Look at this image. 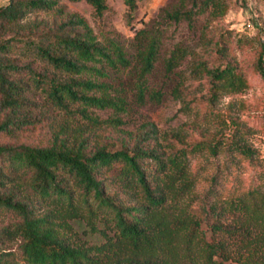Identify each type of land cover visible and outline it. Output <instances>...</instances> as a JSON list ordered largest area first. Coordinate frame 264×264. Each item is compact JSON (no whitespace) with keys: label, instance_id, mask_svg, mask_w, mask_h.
<instances>
[{"label":"rangeland","instance_id":"rangeland-1","mask_svg":"<svg viewBox=\"0 0 264 264\" xmlns=\"http://www.w3.org/2000/svg\"><path fill=\"white\" fill-rule=\"evenodd\" d=\"M57 1L50 10L27 12L16 24H0V41L24 40V35L56 27L69 14L83 17L99 40L112 37L127 51L126 66L103 65L105 75L97 78L108 87L95 94L117 100L119 107H88L87 113L97 121L92 122L45 103L40 91L32 89L26 95L35 104L24 113L40 117V122L0 133V143L49 145L61 133L71 141L87 139V149L105 145L117 150L123 145L131 147L142 137L143 125L152 123L157 135L145 142L150 147L168 157L187 151L181 174L175 175L177 171L169 166L157 175L167 199L160 208L149 209L142 222L148 228L150 245L133 248L122 240L106 243L102 233L82 232L74 219L44 205L54 221L65 219L71 226L59 231L70 243L91 249L89 254L97 259L94 264H207L205 241L227 242L234 257L240 246L238 237L213 230V224L247 226L243 255L252 259L249 264H264V0H223V13L205 11L190 21L167 18L166 11L179 8V0H140L132 17L125 0H106L107 8L101 14L86 0ZM9 2L0 0V7ZM144 28L161 34L158 54L149 69L134 42L136 31ZM28 54L23 42L0 51L1 58L20 66L31 60ZM227 65L232 67L235 82H222L215 88L209 70ZM33 66L41 70L43 64L35 61ZM233 137L249 145L253 156L224 147L217 156L210 153V143L221 139L227 145ZM197 143L202 147L197 149ZM149 166L154 168V164ZM213 176L215 194L211 195L207 191ZM109 192L125 205H146L138 185L125 188L113 183ZM239 197L251 214L230 209L229 203ZM75 203L82 217L88 216L79 199ZM210 204H216L220 214H207L204 209ZM98 225L106 234H114L113 226ZM0 251L11 252L6 256L11 263H24L15 242L2 244ZM237 259L226 264H240Z\"/></svg>","mask_w":264,"mask_h":264},{"label":"trees","instance_id":"trees-1","mask_svg":"<svg viewBox=\"0 0 264 264\" xmlns=\"http://www.w3.org/2000/svg\"><path fill=\"white\" fill-rule=\"evenodd\" d=\"M86 1L97 14L107 8L106 0ZM138 1L125 0L129 17L136 10ZM57 2L10 0L8 5L0 7V24H16L27 12L50 10ZM224 9L223 0H179V8L172 12L166 11V16L175 21H190L199 13L209 11L220 14ZM160 36L156 29L136 31L134 42L147 69L151 68L158 54ZM20 42H23L24 52L29 53L32 61L20 66L0 57V133H12L40 122V117L24 113L35 104L26 95L32 89L40 91L45 103L67 113H78L92 122L97 121L87 113L88 107H119L117 100L105 94L96 95L95 92L103 93L108 87L103 81L97 80L99 76L105 75L103 65L112 68L126 66L129 63L127 51L112 37L99 40L83 17L69 14L56 27L40 29L33 36L24 35V40L15 38L12 41H0V51H6ZM35 61L43 64L41 70L33 66ZM258 66L263 70L261 64ZM208 73L215 81V88L220 87L222 82H235V75L229 65L209 70ZM215 95L216 92H213ZM143 127L144 132L138 141L131 147L123 145L117 150L105 145L87 149V139L71 141L61 133L49 145L0 143V246L17 243L24 261L22 264L96 263L97 259L89 254L91 249L70 243L64 233L59 231V228L71 226L65 219L54 221L53 213L43 208L47 204L74 219L80 231L102 233L106 243L122 240L133 248H142L145 243L150 245L148 228L142 222L149 209L160 208L167 199L156 181L157 175L164 173L169 166L177 171L175 175L181 174L187 151L184 149L168 157L145 143L156 139L155 126L147 123ZM195 147H202V143H197ZM222 147L247 157L254 154L253 149L240 137H233L227 145L221 139L208 145L214 156L219 154ZM149 163L154 164V168ZM113 170L115 172L110 173ZM151 176H156L153 178L154 185ZM215 180L213 176L207 191L211 195L215 194ZM113 183L125 188L140 186L146 205H125L117 194L109 192V185ZM77 199L86 208L87 218L82 217L81 209L75 203ZM229 207L235 212L251 214L246 201L240 197L232 200ZM204 210L207 214H220L221 211L216 204L206 205ZM95 221L104 226H113L114 234H106ZM211 227L215 231L238 237L240 246L236 247L235 255L238 256L234 257L227 242L205 241L207 264H226L231 258H238L240 264H249L248 260L252 259H245L242 252L247 242L245 239L249 236L247 226L213 224ZM10 253L0 251V264H19L11 263L6 258Z\"/></svg>","mask_w":264,"mask_h":264}]
</instances>
